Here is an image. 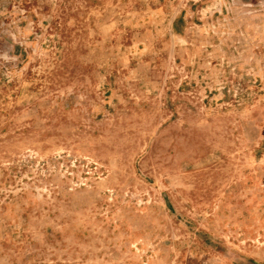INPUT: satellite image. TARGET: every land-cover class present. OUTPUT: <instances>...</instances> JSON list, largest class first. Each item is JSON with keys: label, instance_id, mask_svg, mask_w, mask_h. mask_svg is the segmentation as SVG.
Returning <instances> with one entry per match:
<instances>
[{"label": "rangeland", "instance_id": "rangeland-1", "mask_svg": "<svg viewBox=\"0 0 264 264\" xmlns=\"http://www.w3.org/2000/svg\"><path fill=\"white\" fill-rule=\"evenodd\" d=\"M0 264H264V0H0Z\"/></svg>", "mask_w": 264, "mask_h": 264}]
</instances>
